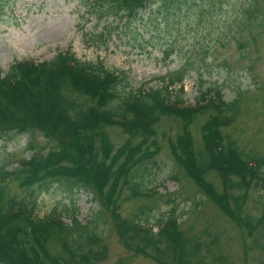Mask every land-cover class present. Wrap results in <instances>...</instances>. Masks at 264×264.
<instances>
[{
	"label": "trees",
	"instance_id": "obj_1",
	"mask_svg": "<svg viewBox=\"0 0 264 264\" xmlns=\"http://www.w3.org/2000/svg\"><path fill=\"white\" fill-rule=\"evenodd\" d=\"M7 1L12 4L15 0H0V16ZM82 3L99 22L110 17L120 20V27L132 30L140 25L158 37L168 23L161 28L151 23L154 14L161 11L164 18L169 12L201 13L205 10L201 5L209 0ZM243 10L250 19L252 8ZM164 49L166 59L173 46ZM181 77L176 71L168 81V86L179 84L178 93L171 94L166 86L126 92L123 72L109 71L99 63H80L71 53H57L50 61L38 64L16 62L8 68L0 78V140L10 134L36 133L43 145L30 142L26 160L10 172L0 169V264H100L103 260L105 246L100 244L102 236L96 221L87 230L66 208L69 224L54 211L35 215L38 189L60 181L66 183L69 192L71 188L82 189L94 201L98 198L97 204L108 212L120 242L133 253H143L146 247L153 251L156 244H161L160 254L147 252L157 264H202L195 257L201 248L210 247L202 238L209 235L205 229L200 233L181 231L172 212L157 218L154 224L144 223L151 206L138 208L130 218L118 213L117 198L122 189H128L131 197L157 193L142 189L136 179L149 170L158 153L155 127L161 118H174L180 123V134L174 141L167 140L173 163L201 195L252 240L264 238V194L259 193L264 192V155L245 154L221 134L236 116L238 99L223 103L220 90L213 89L185 106ZM210 94L214 99L206 97ZM208 109L214 114L199 127L200 144L195 148L188 127ZM110 129L124 139L116 148L107 139ZM209 175L218 179L219 191L207 181ZM11 183L21 189L19 194L7 192L6 186ZM248 193L255 194L252 199L261 207L257 216L239 207ZM167 200L173 202L174 198L167 196ZM259 248L264 252V241ZM167 257L172 261L165 262Z\"/></svg>",
	"mask_w": 264,
	"mask_h": 264
},
{
	"label": "rangeland",
	"instance_id": "obj_2",
	"mask_svg": "<svg viewBox=\"0 0 264 264\" xmlns=\"http://www.w3.org/2000/svg\"><path fill=\"white\" fill-rule=\"evenodd\" d=\"M83 1L4 3L0 16V78L13 63H43L55 58L57 53H71L80 63H99L107 70L123 72L126 92L166 86L171 94L178 93L179 84L168 86V81L172 73L180 71L183 105H191L199 94L213 89L220 90L223 103L238 99L236 116L230 125L221 129V134L245 154L264 155V0H209L201 5L205 9L201 13L169 12L164 18L159 11L151 23L161 28L167 22L168 27L161 28L158 37L140 25L132 30L120 27L121 21L110 17L99 22ZM242 6L252 8L250 19ZM136 33L140 38L134 37ZM167 46H173V50L165 59L163 50ZM206 97L214 99L212 94ZM213 114L208 109L189 125L195 148L200 144L199 127ZM155 134L158 153L149 170L136 181L142 189H155L157 193L150 197H131L128 189H122L117 198L120 216L130 218L138 208L151 206L144 223L154 224L157 218L172 212L177 215L181 231L200 233L205 229L208 232L202 238L210 247L201 248L195 257L202 264H264V252L259 248L264 238L252 240L210 199L201 195L173 163L167 140L174 141L180 134L179 121L161 118ZM107 139L113 148L124 140L115 129L107 131ZM30 142L43 145L36 133L10 134L1 139L0 169L12 170L18 161L26 159ZM207 181L220 190L218 179L209 175ZM71 189L73 197L63 181L42 185L37 193L35 215L41 217L54 211L69 224L66 208L87 230L96 221L102 236L100 244L105 246L106 253L100 264H157L147 252L160 254L163 245L156 244L158 247L152 248L153 251L146 247L143 253H133L120 242L108 212L97 204L99 199L94 201L82 189ZM6 190L21 192L14 183L7 184ZM254 195L248 193L239 207L257 216L261 207L253 201ZM167 196L174 201L167 200ZM193 202L198 204L194 206ZM214 237L215 242L211 243ZM165 260L172 261L168 257Z\"/></svg>",
	"mask_w": 264,
	"mask_h": 264
}]
</instances>
